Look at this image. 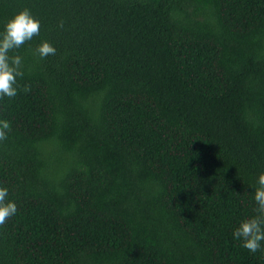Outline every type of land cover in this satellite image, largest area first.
I'll list each match as a JSON object with an SVG mask.
<instances>
[{"label": "trees", "instance_id": "obj_1", "mask_svg": "<svg viewBox=\"0 0 264 264\" xmlns=\"http://www.w3.org/2000/svg\"><path fill=\"white\" fill-rule=\"evenodd\" d=\"M23 9L0 264H264L232 237L264 172V0H0V30Z\"/></svg>", "mask_w": 264, "mask_h": 264}, {"label": "clouds", "instance_id": "obj_2", "mask_svg": "<svg viewBox=\"0 0 264 264\" xmlns=\"http://www.w3.org/2000/svg\"><path fill=\"white\" fill-rule=\"evenodd\" d=\"M40 28V20L28 9L15 13L3 24L0 30V99L16 97L17 78L23 76L22 58L19 55L10 56V51L19 49L27 41L39 36ZM36 53L43 59L55 55L56 48L42 41ZM10 130V122L0 119V141L7 139ZM250 187L253 189L250 195L255 204V215L240 219L232 231V237L240 242L241 247L256 253L264 247V172L259 173L255 185ZM8 197L9 189L0 184V225L18 212L17 204Z\"/></svg>", "mask_w": 264, "mask_h": 264}]
</instances>
